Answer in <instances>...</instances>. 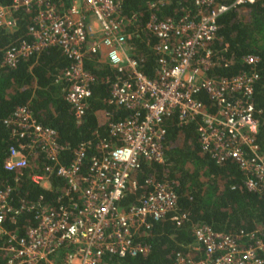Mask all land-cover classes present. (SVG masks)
I'll return each instance as SVG.
<instances>
[{
  "label": "built area",
  "instance_id": "1",
  "mask_svg": "<svg viewBox=\"0 0 264 264\" xmlns=\"http://www.w3.org/2000/svg\"><path fill=\"white\" fill-rule=\"evenodd\" d=\"M254 0H191L193 9L177 17L149 13L142 29L154 35L146 42L155 54L154 77H146L128 54L127 42L139 37L135 16L119 14L120 0H11L0 3V27L17 25V9L30 14L26 37L4 47L1 63L14 65L19 57L54 45L69 59L62 71L65 98L76 119L90 96L91 75L84 67L87 54L103 56L114 70L109 101L128 109L123 118L109 121V137L80 140L69 158L54 129L35 120L24 105L3 118L15 142L8 146L3 167L50 189L51 177L62 181L58 202L36 199L14 206L11 186L0 187V234L8 264H107L106 255H145V235L152 221L165 215L176 226L189 225L198 253L176 251L170 264H264L257 254L263 241L257 229L225 232L204 222H192L177 206L174 180L147 177L149 189L123 208L119 201L135 182L130 173L141 161H164L163 118L174 113L179 123L193 121L199 145L215 162L232 159L243 173L246 189L264 192V155L255 139L258 127L253 84L258 78L257 57L245 54L246 69L231 75L211 76L208 41L217 17ZM149 7L155 4L147 0ZM127 25V28L126 26ZM204 90L213 106L208 111L197 94ZM20 209L34 222L22 235L1 227Z\"/></svg>",
  "mask_w": 264,
  "mask_h": 264
},
{
  "label": "trees",
  "instance_id": "2",
  "mask_svg": "<svg viewBox=\"0 0 264 264\" xmlns=\"http://www.w3.org/2000/svg\"><path fill=\"white\" fill-rule=\"evenodd\" d=\"M11 0H0L6 4ZM120 0L119 14L128 18L135 16L134 25L140 36L127 42L128 54L138 63V69L146 77H154L155 54L148 42L154 35L142 29L149 13L157 17H177L185 10L193 9L191 0ZM228 2L229 0H216ZM17 25L12 30L0 27V187L11 186L9 201L14 206L36 199L55 205L59 199L62 181L51 177V188L46 189L31 182L27 177L29 168H22L15 177V170L3 167L9 145L15 142L11 127L3 118L14 107L24 105L36 121L54 129L56 140L65 145L62 156L70 157L76 143L88 139L108 138V122L123 118L128 109L109 101L110 81L114 70L99 55L87 54L84 67L91 75L90 96L81 116L76 119L71 105L65 98L67 83L62 71L69 59L57 46H46L35 54L19 57L14 65L1 63L4 47L26 37L30 14L17 9ZM217 27L207 47L213 64L208 67L211 76L231 75L246 69L245 54L257 57L255 68L258 78L253 84V102L256 108L258 129L256 142L264 155V0H254L231 7L219 14ZM127 28V25H125ZM208 111L213 106L204 90L197 94ZM165 134L162 142L164 161H141L130 173L135 182L129 186L119 204L128 203L149 189L144 179L174 180L177 206L188 212L192 222H204L213 229L225 232L257 229L263 241L257 254L264 258V192L246 189L243 173L232 159L215 162L199 145L195 122L179 123L174 113L162 120ZM34 220L30 211L20 209L7 217L1 227L16 235H22ZM137 239L149 242L150 250L145 255H106L107 264H170L176 251L196 255L197 248L191 244L192 235L187 223L176 226L168 215L152 221L145 235L137 233ZM5 243V234H0V246ZM7 253L0 247V264L7 263Z\"/></svg>",
  "mask_w": 264,
  "mask_h": 264
},
{
  "label": "rangeland",
  "instance_id": "3",
  "mask_svg": "<svg viewBox=\"0 0 264 264\" xmlns=\"http://www.w3.org/2000/svg\"><path fill=\"white\" fill-rule=\"evenodd\" d=\"M101 58L103 59L104 57H103V56H101Z\"/></svg>",
  "mask_w": 264,
  "mask_h": 264
}]
</instances>
